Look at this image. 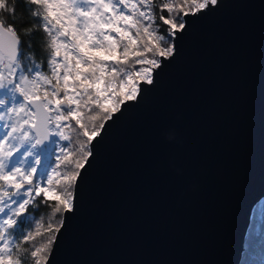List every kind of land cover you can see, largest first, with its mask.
<instances>
[{"label":"water","instance_id":"obj_1","mask_svg":"<svg viewBox=\"0 0 264 264\" xmlns=\"http://www.w3.org/2000/svg\"><path fill=\"white\" fill-rule=\"evenodd\" d=\"M177 43L96 145L50 264L241 263L264 198V0H221Z\"/></svg>","mask_w":264,"mask_h":264},{"label":"snow or ice","instance_id":"obj_2","mask_svg":"<svg viewBox=\"0 0 264 264\" xmlns=\"http://www.w3.org/2000/svg\"><path fill=\"white\" fill-rule=\"evenodd\" d=\"M219 7L0 0V264H50L110 122L156 86L183 34ZM36 32L46 57L33 49ZM41 206L50 212L37 218ZM251 211L264 221V200Z\"/></svg>","mask_w":264,"mask_h":264},{"label":"trees","instance_id":"obj_3","mask_svg":"<svg viewBox=\"0 0 264 264\" xmlns=\"http://www.w3.org/2000/svg\"><path fill=\"white\" fill-rule=\"evenodd\" d=\"M34 37L33 49L36 52L37 57H46L47 53H45L41 47V38L43 37V33L36 32L34 33ZM25 39L28 38L25 37ZM262 200H264V198ZM42 212L47 214L50 212V209L41 206L40 210L34 212V215L39 218ZM251 214L250 226L243 245L244 252L240 264H262V262H264V235H262V232H264V221H261V219L253 213Z\"/></svg>","mask_w":264,"mask_h":264},{"label":"rangeland","instance_id":"obj_4","mask_svg":"<svg viewBox=\"0 0 264 264\" xmlns=\"http://www.w3.org/2000/svg\"><path fill=\"white\" fill-rule=\"evenodd\" d=\"M249 229V228H248Z\"/></svg>","mask_w":264,"mask_h":264}]
</instances>
